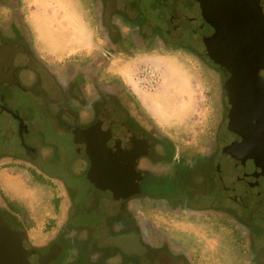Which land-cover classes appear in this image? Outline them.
Returning a JSON list of instances; mask_svg holds the SVG:
<instances>
[{
  "label": "flooded vegetation",
  "instance_id": "af4514ba",
  "mask_svg": "<svg viewBox=\"0 0 264 264\" xmlns=\"http://www.w3.org/2000/svg\"><path fill=\"white\" fill-rule=\"evenodd\" d=\"M93 3L101 46L68 53L34 44L25 0H0V46L14 47L0 54V222L19 232L22 247L6 264H264V165L230 153L242 138L228 129V72L206 55L209 76H227L217 80L220 111L204 126L202 74L192 67L196 81L182 85L184 108L174 114L181 123L190 116L181 131L149 117L118 74L101 77L103 60L138 48L176 61L178 52L204 58L203 38L214 27L203 18V0ZM105 109L144 144L136 191L92 167L75 141ZM7 169L17 170L15 178L1 176Z\"/></svg>",
  "mask_w": 264,
  "mask_h": 264
},
{
  "label": "water",
  "instance_id": "95a60500",
  "mask_svg": "<svg viewBox=\"0 0 264 264\" xmlns=\"http://www.w3.org/2000/svg\"><path fill=\"white\" fill-rule=\"evenodd\" d=\"M201 10L214 33L203 38L205 52L199 53L228 72L223 85L230 105L228 129L242 138L241 144L229 146L230 153L246 164L264 165V76L259 74L264 71V13L259 0H203ZM11 49L2 44L0 54ZM75 141L85 145L92 167L137 190L142 173L136 163L146 150L114 110L105 109L75 132ZM121 240L113 238L115 244ZM21 248L19 232L0 222V264Z\"/></svg>",
  "mask_w": 264,
  "mask_h": 264
},
{
  "label": "rangeland",
  "instance_id": "374dc122",
  "mask_svg": "<svg viewBox=\"0 0 264 264\" xmlns=\"http://www.w3.org/2000/svg\"><path fill=\"white\" fill-rule=\"evenodd\" d=\"M38 3L39 6V11H38V15L36 17L37 22L39 24V28L41 30V32H43V35L45 36V40L48 39L49 42L45 43L44 46L49 48L47 45L48 43L53 46V48H56L58 50H61V52H65L68 49H71V45L69 40H66L65 38L61 37L62 36V32L59 31V35L58 36H53L51 34V24H52V20H51V14H54L57 10L60 12V16L59 18L62 19L63 17L67 18V15L64 14L65 12V8H66V12L67 10V0H34ZM70 1L72 4H74V6L76 7H80L82 10H86L89 9V13L87 12V17L89 18V22L91 24H94V18L92 16V14L94 13V11H96V4L93 3V0H68ZM28 3V2H27ZM29 5L32 4V2L28 3ZM51 7L50 9V17H48V13L46 12V8L47 7ZM264 11V8H263ZM63 12V13H62ZM70 16H74L75 13L74 11L70 10ZM28 15V13H27ZM25 16V19L28 21V16ZM55 17V14L53 15ZM68 16V18L70 17ZM93 18V19H92ZM30 23V22H29ZM31 24V23H30ZM32 28L30 29V33H32V38L34 41V44L39 48L41 43L38 41L37 37H35V25L33 26V24H31ZM32 30V31H31ZM73 42L78 44L77 40H73ZM72 44V43H71ZM103 44V43H102ZM72 45H76V44H72ZM152 48V49H151ZM139 50H137L136 52H134V55L132 57H129L126 54L123 55H116L110 59H105L103 60V65L101 66V77L108 79L110 78V74H118L120 76V78H122V81L126 84L127 88H130L137 94L138 97V93L142 96L143 93L144 94H149V93H156L158 91H160L163 87V82L161 84V87L157 90V91H152V92H146L143 91L141 89H139L137 87L136 84V80L134 79V68L135 65L138 63H149V64H153L155 66H160L163 67V64H161L159 61H157V58H159L160 55H165L166 52H163L161 50L158 49H153V47H150L149 49H151L148 54H145L144 52H142V48H138ZM98 54L101 52H97ZM170 53V52H169ZM178 54L180 56H183V58H187L185 61V65H188L190 69H188L187 71L184 69V67L178 62L176 61L174 58L170 59L169 64L167 66H172L173 70L175 71L177 78H178V82L176 81H171L170 79L167 80V84H173L177 85L178 87L176 88L177 93H179V95H183L182 91H181V87H183V84H187V81H191V82H195L196 78H194V75L192 74V67L194 70L198 71V76L200 77L201 75V80L203 82V97H202V101H199L200 104H202L203 106L206 107V115L203 118H201V120L204 122V126L207 124H210V120L213 119V116L217 115L220 111V98H221V92H220V87L218 86L217 80H221V78H225L227 76V73L224 72V70H221L220 75L217 76V74H214V78L212 79V77L209 76V74L207 72L211 71V64L206 62L205 59H208L206 55L203 54L204 58L201 59H196L195 57H193L191 54H187V56L184 55L183 52H178ZM201 54V53H200ZM168 55V54H166ZM177 55V56H179ZM83 55H80L79 57L76 58H83ZM92 57H84V59L88 60ZM204 59V60H203ZM131 64V70L127 73V75H125V77H122V75H120L119 73H117V69L118 68H124L127 65ZM198 67V68H196ZM181 69V72H180ZM209 70V71H208ZM200 71H203L202 73ZM200 72V73H199ZM204 73V74H203ZM169 74H174V72L172 70H167L165 72H163V81L164 78L167 79L169 78ZM124 76V75H123ZM198 77V78H199ZM204 77V78H203ZM199 78V79H200ZM171 86V85H170ZM175 87V86H174ZM160 96L158 95H154V94H150L147 98V100L151 101L153 100V102L156 103V105L158 104L160 108L164 107L165 105L161 106V104H163V101H158L157 99H159ZM197 97H194L192 99H196ZM191 99V103L190 105L193 106V103L196 104V102H193V100ZM171 103H175V102H166V104H171ZM165 104V103H164ZM167 111H169V114H171L172 116L174 115L175 112H177V110H173L171 108H168ZM217 113V114H216ZM189 115L184 117V121L183 123H180L181 126H176L173 125V130L178 129L179 131H181V129H184V125L186 124L185 121H189ZM197 120L196 118H194L192 121ZM199 120V119H198ZM174 121V120H173ZM176 121V120H175ZM183 127V128H182ZM194 131L198 130L199 126L196 124L194 126ZM203 129L200 131L202 132ZM175 132V131H173ZM183 135V136H182ZM188 135V133H180L178 136L176 137H181L183 141H188L189 140V136H185ZM56 154V153H55ZM16 169H7L4 170L3 173L1 174L2 177L6 178H15L16 176ZM14 182V181H13ZM1 186L5 187V185L1 184ZM7 186V185H6ZM150 186V185H149ZM3 187V188H4ZM9 186L5 187L4 189L7 190ZM148 189V186L144 185V189ZM9 189V188H8ZM8 191V190H7ZM9 191H13V189H9ZM36 195V194H34Z\"/></svg>",
  "mask_w": 264,
  "mask_h": 264
},
{
  "label": "crops",
  "instance_id": "0c3cea01",
  "mask_svg": "<svg viewBox=\"0 0 264 264\" xmlns=\"http://www.w3.org/2000/svg\"><path fill=\"white\" fill-rule=\"evenodd\" d=\"M26 2L30 3L32 2L31 5L28 4L29 7V21L31 22V24H33V26L35 25V33L37 36L38 40H41L44 43L49 42L48 39L45 40V36L43 35V32H41L40 28H39V24L37 22V15H38V11H39V6L38 3L34 0H25ZM52 7V6H51ZM51 7H47L45 10L48 13V17H50V9ZM67 12H66V8H65V12L64 14L67 15V18L63 17L62 19L59 18V16L61 15L60 12L57 10L54 14L55 17L53 16L54 14H51V20H52V24H51V34L54 36H58L59 35V31L62 32V36L63 38H65L66 40H69L70 45H71V49L66 50L65 52L68 53H74V52H94L96 49H98L101 44H100V39L97 37L96 32H95V26L93 24H91L89 22V20L86 17V10H82L80 7H76L74 6V4H72L70 1L67 0ZM70 10L74 11L75 15L74 16H70ZM63 13V12H62ZM68 16H70L68 18ZM73 40H77L78 44L73 42ZM76 44V45H72V44ZM49 47V51L50 52H61V50H58L56 48H53V46H51L49 43L47 45ZM174 57H170L169 55L166 56H160L159 58H157V61H159L162 64H165V66L167 68V70H172L174 72V74H169V78L165 79L163 81V87L160 91L156 92V93H149V94H144L141 96L138 93V97L141 99L143 106L147 109V112L149 113V117H151L153 120H155L157 123L161 124L163 127H168V126H172L174 124H178L181 122H176L173 121L175 119V116L169 114V111H167L168 108H171L173 110H177L176 113H179L178 111L182 110L184 107L179 103L180 97L182 95H179V93H177L176 88L178 87L177 85L167 84V80L170 79L171 81H177L178 82V78L177 75L175 73V71L173 70L172 66H167L169 64L170 59H172ZM177 59V58H176ZM181 65L184 67V69L187 71L189 69L188 65H185V59L183 58L181 59H177ZM167 64V65H166ZM131 70V64L127 65L124 68H118L116 71L117 73H119L120 75H122V77H125V75H127V73ZM166 71V70H164ZM124 75V76H123ZM119 76V75H118ZM150 94H154V95H158L160 96L159 99H157L159 102L163 101L164 103L161 104V106L165 105L164 107L160 108L159 105L155 102H153V100L149 101L147 100L148 96ZM175 102V103H171V104H166V102ZM184 120V119H183ZM179 125V124H178Z\"/></svg>",
  "mask_w": 264,
  "mask_h": 264
},
{
  "label": "built area",
  "instance_id": "2783aa9c",
  "mask_svg": "<svg viewBox=\"0 0 264 264\" xmlns=\"http://www.w3.org/2000/svg\"><path fill=\"white\" fill-rule=\"evenodd\" d=\"M137 87L146 92L157 91L163 82V69L149 63H138L134 68Z\"/></svg>",
  "mask_w": 264,
  "mask_h": 264
},
{
  "label": "clouds",
  "instance_id": "9594fccd",
  "mask_svg": "<svg viewBox=\"0 0 264 264\" xmlns=\"http://www.w3.org/2000/svg\"><path fill=\"white\" fill-rule=\"evenodd\" d=\"M93 259H95V257H93Z\"/></svg>",
  "mask_w": 264,
  "mask_h": 264
}]
</instances>
